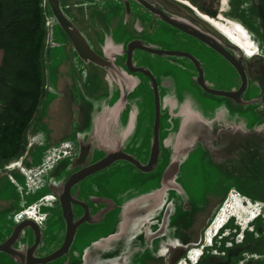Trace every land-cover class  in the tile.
I'll use <instances>...</instances> for the list:
<instances>
[{"label":"rangeland","instance_id":"1","mask_svg":"<svg viewBox=\"0 0 264 264\" xmlns=\"http://www.w3.org/2000/svg\"><path fill=\"white\" fill-rule=\"evenodd\" d=\"M188 1L210 16L224 15L254 41L256 55L264 56V0ZM60 3L104 63L77 54L45 0L44 93L24 152L0 161V244L19 224L21 211H33L38 221L42 212L46 220L38 257L64 242L58 198L65 181L83 165L82 153L87 164L117 151L142 164L150 159L154 89L147 75L127 67L132 40L193 54L212 89L233 91L241 84L235 68L214 49L135 1ZM133 64L151 71L158 83L159 162L143 172L117 160L74 186L73 195L91 204V220L78 228L67 254L42 264H264V58L240 102L204 91L195 64L185 56L136 49ZM195 120L209 130L198 140L183 132L185 122ZM235 198L255 208V216L242 211V218L232 214L218 226L217 218ZM34 238L33 230L24 228L15 247L25 248ZM0 264L22 263L0 251Z\"/></svg>","mask_w":264,"mask_h":264},{"label":"water","instance_id":"2","mask_svg":"<svg viewBox=\"0 0 264 264\" xmlns=\"http://www.w3.org/2000/svg\"><path fill=\"white\" fill-rule=\"evenodd\" d=\"M47 1L50 5L54 18L61 25V27L69 37L77 54L85 61H91L96 64H103L104 59L95 52V50L92 48L85 35L78 29V27L74 24V22L65 15V13L61 8L60 0H47ZM139 1L152 13L160 16L163 21L167 22L168 24L176 28H179L180 30L188 33L189 35L198 38L199 40L207 44L209 47L214 49L216 52H218L220 55H222L236 69L237 73L239 74L241 79L240 87L237 90H233V91L217 90L210 88L206 84L204 69L200 61L191 53L182 52V51L153 49L145 46L139 40H134L130 42L127 51V62H126L127 67L131 71H139L146 74L151 79L154 89V96H155L154 141L148 163L142 164L134 156L125 153L123 151H117L108 154L99 161L86 165L87 163L82 153L79 162H81L84 166L82 165L83 167L73 172L71 176L65 181L63 191L58 198L62 209V216L66 223V234L63 244L57 250H55L54 252H52L47 256L44 257L36 256L35 251L40 245V242L42 240L41 224L38 220L28 217L25 220L21 221L19 224H17L11 236L5 242L0 244V251L6 252L14 256H18L21 258L22 261H25V259H27V264L47 263L49 261H52L54 259L63 256L64 254H67L69 252L72 243L74 242L78 228L83 223L90 222L91 220V212L89 205L86 201L79 200L73 195L72 190L74 186H76L78 183L82 182L84 179L88 178L89 176L110 166L113 162L117 160H126L137 166L138 169L142 170L143 172H149L157 166L159 162V154H160V126H161V103H160L159 88H158L157 80L151 71L144 68L136 67L133 64V53L135 49H142L147 52L159 54V55L167 54V55L185 56L190 60H192V62L195 64L198 70V83L204 91L213 95L226 96L237 102L241 101V97L247 89L249 77L252 74L251 71H247L242 57L240 58L236 57L218 40L208 35L207 33L201 31L200 29L191 27L190 25L181 22L178 19L170 17L162 9L149 3L146 0H139ZM73 204L82 206L85 211L82 217H80L77 220L75 219ZM28 227H30L34 231L35 239H34V243L27 249V252L22 253L16 250L13 247V244L18 239L21 231L24 228H28Z\"/></svg>","mask_w":264,"mask_h":264},{"label":"trees","instance_id":"3","mask_svg":"<svg viewBox=\"0 0 264 264\" xmlns=\"http://www.w3.org/2000/svg\"><path fill=\"white\" fill-rule=\"evenodd\" d=\"M44 1L0 0V161L24 152L26 133L44 93L43 55L48 31ZM168 1L175 14L190 9L175 0ZM198 7L202 8L200 4ZM238 52L243 55L240 49ZM254 59L259 65L263 58Z\"/></svg>","mask_w":264,"mask_h":264},{"label":"flooded vegetation","instance_id":"4","mask_svg":"<svg viewBox=\"0 0 264 264\" xmlns=\"http://www.w3.org/2000/svg\"><path fill=\"white\" fill-rule=\"evenodd\" d=\"M125 1V0H124ZM131 1H135V2H137L138 4H140L142 7H144L146 10H148L139 0H131ZM146 1H148L149 3H151V4H153V5H155V6H157V7H159L160 9H162L166 14H168L170 17H172V18H175V19H178L179 21H181V22H184V23H186V24H188V25H190L191 27H195V28H197V29H200L201 31H203V32H205V33H207L208 35H210V36H212V37H214L216 40H218L221 44H223L232 54H234L236 57H238V58H240V57H242L243 58V62H244V65H245V67H246V69H247V71H251V76L253 77L254 76V74H253V72H254V69H255V66H256V59H254V57L255 56H261V57H263L264 58V56L263 55H256V52H255V54H253V56L249 59V60H247V58H249V54H246V53H243V56H241L239 53H238V50L240 49H242L236 42H231V39L228 37V36H226L225 34H221V33H219L217 30H215V28H213L212 27V25L207 21V20H205L203 17H201L199 14H198V12H196V11H194L192 8H190L189 6H187V7H189L190 9H186V11L185 12H183L182 14L180 13V14H175V13H173L172 11H171V9H170V2L168 1V0H146ZM231 1H233V3L234 2H242V3H247V1L246 0H242V1H240V0H231ZM244 1V2H243ZM250 2V1H249ZM251 4H252V1L250 2ZM199 9V8H198ZM200 10V9H199ZM148 11H150V10H148ZM151 12V11H150ZM152 13V12H151ZM154 14V13H153ZM154 15H157V14H154ZM158 16V15H157ZM217 16H218V14H217ZM160 19H162L160 16H158ZM53 20H56L55 18H54V16H53ZM57 21V20H56ZM226 36V37H225ZM134 40H138V39H134ZM134 40H132V41H134ZM131 41V42H132ZM140 41V40H139ZM142 42V41H141ZM90 43V42H89ZM143 43V42H142ZM130 44V43H129ZM90 45H91V43H90ZM92 46V45H91ZM92 48H93V46H92ZM94 49V48H93ZM136 50V49H135ZM134 50V51H135ZM243 50V49H242ZM241 50V51H242ZM244 51V50H243ZM242 51V52H243ZM218 53V52H217ZM222 56V55H221ZM223 57V56H222ZM192 61V60H191ZM261 67H262V65H261ZM261 69V68H260ZM236 70V69H235ZM256 71V70H255ZM259 71V70H258ZM146 75V74H145ZM238 89V88H237ZM236 89V90H237ZM155 122V121H154ZM185 126H183V132H188L190 135H192V138H193V140H198L200 137H202L201 136V134H203L204 132H208L207 130H204L205 128H207V127H204L203 128V125H202V123L200 122V120H195V121H193V122H191V123H186L185 122V124H184ZM161 127V126H160ZM200 129H203V130H201V131H199ZM153 133H154V129H153ZM153 141H154V138H153ZM23 161V162H22ZM17 163H18V165H21L22 163H24V160H21V161H19V160H17ZM91 164V163H90ZM86 165H88V164H86ZM84 166V165H83ZM83 166H81V167H83ZM16 167V166H15ZM80 167V168H81ZM13 169H15V168H13ZM55 195V194H54ZM54 197H56V196H54ZM77 199H79V200H83V201H86L85 199H83V198H81V197H78L77 195L75 196ZM57 198V197H56ZM88 203V202H87ZM89 205V208H91L92 206H91V204H88ZM59 206H60V203H59ZM73 209H74V213H75V219L77 220V219H79L80 217H82V215L84 214V208L82 207V206H80V205H76V204H73ZM40 212H41V210H40ZM41 221H39L40 222V224H41V230H42V226L44 225V221L46 220V217L43 215V213L41 212ZM19 218H17V222L18 223H20L21 221H23V220H25L26 218H28L29 216H28V214L27 213H25V209L23 210V211H21L19 214ZM37 217V216H36ZM36 217H34V216H30L29 218H33V219H38V218H36ZM39 220V219H38ZM65 221V220H64ZM65 225H66V223H65ZM208 227V226H207ZM30 228V227H29ZM206 229V228H205ZM32 230V229H31ZM34 232V231H33ZM43 232V231H42ZM21 234V233H20ZM202 233H201V238H202ZM19 237H20V235H19ZM18 237V238H19ZM34 237H35V235H34ZM35 239V238H34ZM18 240V239H17ZM16 240V241H17ZM16 241H15V243H16ZM15 243L13 244V247L16 249V250H18L19 252H22V253H26L27 252V249L34 243H32V244H29L28 246H26L25 248H22V249H19V248H17V247H15ZM41 243V242H40ZM171 253H172V250H171V252H170V256H171ZM16 257H18V256H16ZM19 258V261L22 263V264H27V259H25V261H22L21 260V258L20 257H18Z\"/></svg>","mask_w":264,"mask_h":264},{"label":"bare ground","instance_id":"5","mask_svg":"<svg viewBox=\"0 0 264 264\" xmlns=\"http://www.w3.org/2000/svg\"><path fill=\"white\" fill-rule=\"evenodd\" d=\"M177 2L183 3L190 8H192L194 11L198 12L199 15H201L205 20H207L210 24L215 26L219 31H221L223 34L228 36L232 41L236 42L246 54H255L257 47L254 44V41L252 39H248L246 37V34L241 30L239 27L230 25L228 22L225 21L224 15H218L217 17L210 16L208 14L203 13L201 10H199L195 5H193L188 0H175ZM244 2V1H243ZM182 6V5H181ZM47 12V11H46ZM239 17V16H238ZM241 18V17H239ZM245 19V18H244ZM250 21V20H249ZM252 28V27H251ZM50 31V30H49ZM50 37V36H49ZM52 41V40H51ZM52 46V45H51ZM259 53V52H258ZM47 54V52L45 53ZM33 137V136H32ZM36 142V141H35ZM32 143V142H31ZM33 144V143H32ZM28 155V154H27ZM23 158V157H22ZM26 159V158H25ZM23 162V161H22ZM25 164V163H24ZM3 167V165H2ZM22 168V167H21ZM14 171V170H13ZM25 171V170H24ZM7 176V175H6ZM1 178V177H0ZM233 203H229L227 208L223 210L221 215L217 218V224L218 226H222V222H226L228 217L232 214H236L239 218H242L243 215H241L243 212H248L250 218H253L255 216V208H249L243 207V205H240V201L238 199H233ZM228 203V202H227ZM240 205V208H237V205ZM254 207H257L256 205ZM26 211V210H25ZM28 211V209H27ZM30 212L27 213L28 216H36L33 214V211L29 210ZM220 227H216L219 229ZM224 227V226H223ZM219 231V230H218ZM208 248V247H207ZM197 256L200 255V251L196 250ZM196 253L194 254L196 256ZM194 257V256H193Z\"/></svg>","mask_w":264,"mask_h":264},{"label":"crops","instance_id":"6","mask_svg":"<svg viewBox=\"0 0 264 264\" xmlns=\"http://www.w3.org/2000/svg\"><path fill=\"white\" fill-rule=\"evenodd\" d=\"M258 1H261V0H252V3H255V2H258ZM2 59H3V51L0 49V64L2 62Z\"/></svg>","mask_w":264,"mask_h":264},{"label":"snow or ice","instance_id":"7","mask_svg":"<svg viewBox=\"0 0 264 264\" xmlns=\"http://www.w3.org/2000/svg\"><path fill=\"white\" fill-rule=\"evenodd\" d=\"M237 27H239V26H237ZM249 55H251V53H249Z\"/></svg>","mask_w":264,"mask_h":264},{"label":"built area","instance_id":"8","mask_svg":"<svg viewBox=\"0 0 264 264\" xmlns=\"http://www.w3.org/2000/svg\"><path fill=\"white\" fill-rule=\"evenodd\" d=\"M30 217V216H29ZM37 218V217H36ZM38 220V219H37Z\"/></svg>","mask_w":264,"mask_h":264}]
</instances>
